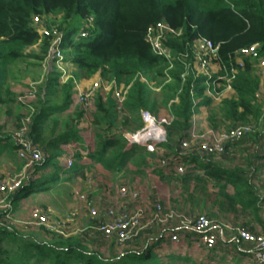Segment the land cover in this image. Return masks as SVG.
Masks as SVG:
<instances>
[{
    "label": "trees",
    "instance_id": "1",
    "mask_svg": "<svg viewBox=\"0 0 264 264\" xmlns=\"http://www.w3.org/2000/svg\"><path fill=\"white\" fill-rule=\"evenodd\" d=\"M35 16L59 18L57 30L63 33L60 48L64 60L79 70L77 77L90 79L101 74L109 82L129 87L121 124L113 91L106 100L101 94L94 100L96 150L90 158L105 170L120 172L131 165L141 172L150 167L156 160L157 150L149 152L137 148L133 151L134 148L128 147L123 128L131 125L133 131L140 129L143 126L141 112L156 115L161 107H166L173 117L163 146L173 157L182 160L188 155L200 156L196 151L186 152L181 148L182 143L190 138L188 130L193 116L201 107H210L213 103L205 90H215L208 86L212 82L209 77L198 76L192 69L195 61L192 44L196 39L210 40L218 47L215 62L222 67L220 75L231 78L230 86L236 97L222 101V117L237 127L248 116L261 115V108L255 102L261 85L260 76L249 60H245L243 69L240 68L236 54L259 45V54L264 56V0H0V105L9 111L11 105H16L19 110L20 106H25L34 111L27 124L28 138L46 158L33 165L32 172L51 168L40 189L34 190V182L24 181L10 194L8 201L12 206L30 193L48 190L49 185L62 181L61 172L67 175L63 179L66 182L84 176V166L76 164L70 170H64L59 160L64 155L61 145L80 139L77 124L85 112L82 108L77 109L75 119L68 114L76 80L71 78L62 83V73L49 72L36 102L29 104L19 101L7 86L10 64L26 58V49L39 45V53L34 55L39 62L45 61L49 55L52 36L37 31L33 26ZM89 19H92V25L88 27V35L80 37L74 23L80 20L83 28ZM161 22L182 31L179 38L167 42L175 56L171 68L166 59L153 53L146 40L149 27ZM182 56L187 57L186 62ZM232 69L236 70L235 74ZM141 77L149 82L158 78L169 81L162 101L153 96L150 86ZM219 83L223 88L228 84L225 80H219ZM196 100L199 101L196 103ZM209 122L214 125L213 120ZM120 125L124 127L119 132ZM3 131L4 126L0 125V156L6 154L16 161L20 145L13 132ZM164 159L160 158V162ZM172 163L170 160L169 165ZM212 166L205 168L204 179L199 175L194 179L219 183L222 176L235 174L218 164L212 163ZM183 177L189 180L191 174L186 173ZM225 186L220 185V190L224 192ZM262 188L243 179L239 185L234 184L232 196H225L231 204L257 212L263 203ZM97 242L87 243L79 237L47 239L0 222V264H175L178 259L172 256L170 262L163 261L153 252L151 242H144L143 250L126 249L118 256H107Z\"/></svg>",
    "mask_w": 264,
    "mask_h": 264
},
{
    "label": "crops",
    "instance_id": "2",
    "mask_svg": "<svg viewBox=\"0 0 264 264\" xmlns=\"http://www.w3.org/2000/svg\"><path fill=\"white\" fill-rule=\"evenodd\" d=\"M259 92H261V94L258 100L263 101V90L261 85ZM225 95L236 97L234 91L228 92ZM212 105L214 104L212 103ZM76 108L81 109L79 105L72 102L68 110V114L71 115L72 119L76 118V114H74ZM208 108L210 107H201L193 116L191 126L188 130L189 134L201 133V131L211 129V124L208 121ZM4 110L6 117L3 121L5 125L2 126H4L5 131L9 126V120L16 118L13 110H10L12 113L7 107H4ZM159 115L165 116L169 115V113L160 112ZM77 128L80 139L78 141H70L69 144L61 145L64 150V155L59 159L62 169H64L66 158L75 155L79 156V158H74V165L78 164L84 166L83 177H78L72 182H63L68 188L72 187L73 189V202L68 203L69 208H66V210L63 209L64 211L69 209V212L73 210L78 212L79 218L75 223H72L73 225L76 227L82 225L89 230L94 224L88 216L87 206L78 200L77 193L86 194L90 204L92 206H97L101 211H105L109 206L126 210L137 208L135 203L124 202L120 198L118 189L120 186H123V184H117L116 179H114L120 177L124 184H128L135 190L144 191V195L142 193V196L145 198V201L144 203L140 202L139 205L141 206L139 207L145 210L146 215H149L148 212L155 202H161L166 208H178L184 214L190 217H196L193 213L195 204H189V202L191 199L195 201L200 200L202 203L205 201L203 204L204 207H206L205 210H207L208 217L214 222L212 232L218 239L216 246L212 249L206 248L199 242V238L195 232L178 226L169 230L166 228L163 230L156 229L143 232L139 240L141 242L144 240L146 243L151 242L154 246L153 252L163 261L170 262L172 256H177L178 259L175 260V264H209L213 261L228 262L231 264H255L250 252V246L238 240L235 230L237 228H242L254 234H260L264 231V221L262 217L264 189H262L260 195L263 198V203L257 212H254L253 209H242L238 204H231L225 195L232 196L234 194V184L239 185L243 179H248L254 182V184H257L258 180L255 174L262 168L264 160L262 134L252 137L245 136L233 146V151L236 152H234V155L228 153L214 157H201V155L199 157H192L188 155L182 161L178 160L177 157H173L172 153L161 145L157 148L158 156L156 155V160L151 163L150 167L143 169L141 172H137V169L131 165H128L125 170L120 172H112L103 169L100 164L93 162L90 158V154L96 150L93 112L84 114L79 120ZM160 158H170V160H173V163L172 165L163 167L160 164ZM0 160L12 161L6 154L1 155ZM16 160L19 161L18 158ZM179 161L185 166L184 174H191V179L186 180L183 177L184 174H176L175 164ZM212 163L218 164L226 170L234 171L235 174L222 176L223 179L219 183L214 180L205 182L203 180L205 168L210 166L213 168L214 166H212ZM235 165H238V167ZM93 169H96L98 173H95ZM50 173L51 168L49 167L40 169L34 173L35 179L31 182L35 184V182L39 181L43 184V180ZM196 175H199L203 179L195 180L194 177ZM63 176H67L65 172L60 173V177ZM139 179L143 181L142 185H140L142 187L140 188L137 186L139 185L137 184ZM222 184L226 185L224 192L220 190V185ZM33 187L34 190L40 189V186ZM51 187L56 186L55 184H51L47 187L48 190L51 189ZM45 192H47V190L30 193L27 197L21 199L17 203V206L13 204L12 209L14 213H16V211L21 212L26 210L24 206L29 202L53 208L54 206L50 196ZM208 196H210V198ZM186 199H188V202H185ZM211 204L213 207L214 205H223L227 207L228 213L223 214V216L219 215L217 208H212ZM174 233L179 234L180 238L178 242H172L171 240L170 236ZM101 246L103 247V244H101Z\"/></svg>",
    "mask_w": 264,
    "mask_h": 264
},
{
    "label": "built area",
    "instance_id": "3",
    "mask_svg": "<svg viewBox=\"0 0 264 264\" xmlns=\"http://www.w3.org/2000/svg\"><path fill=\"white\" fill-rule=\"evenodd\" d=\"M49 16H35L33 18V26L42 35H51V46L47 59H55L56 63L66 62L64 60V54L60 48V43L63 39V33L57 30V24H52L53 27L48 25L45 28V19ZM92 25V19L86 21L85 25L79 32L80 37H86L88 35V27ZM182 34L181 30L172 28L169 24L161 22L154 26L149 27L146 35V40L150 44L153 53L166 59L172 67V62L175 60V56L168 46V41H173L179 38ZM193 50L195 55V61L192 69L196 75L211 74L209 77L212 82L208 86H220L219 80H225L228 84L226 85L227 90L232 91L230 82L231 78H226L220 75L222 67L217 64L216 54L218 47L215 46L210 40L196 39L193 41ZM183 61H187V57L182 56ZM245 60H249L251 63H255L257 71H264V56L259 54V45H253L249 48L240 50L236 54V61L240 68H244ZM68 63V62H66ZM232 73L235 74L236 70L232 69ZM258 74V73H257ZM259 75V74H258ZM215 76V77H214ZM141 80L146 82L149 86L153 84L146 78L141 77ZM111 90L113 91V98L116 102V110L119 116H123L125 112L124 103L129 87L124 84H117L115 81L111 82ZM152 84V85H151ZM79 87H76V89ZM99 88V83L93 84L84 90H76L73 102L79 105L83 110L84 114H90L94 111V100L96 98V92ZM211 92L206 89L207 94ZM261 92H258L256 97L260 96ZM264 99V91H263ZM264 112V111H263ZM141 118L143 126L136 130L125 134L128 142V147L131 148H145L149 152H154L157 148L163 145L167 141V127L173 121L171 115H165L158 117L153 116L148 111L141 112ZM253 126L249 124H240L237 127L230 128L228 131L222 133L209 135L192 133L189 134L190 138L182 143V150L186 152L196 151L200 155L208 156H221L223 154H233V146L239 142L246 135L252 133ZM28 126L25 124L23 128L18 130L15 134L16 141L20 145L18 150V159L26 163V167L33 166L44 162L46 155L36 147H34L28 138ZM262 145L264 151V130L262 132ZM185 154V153H183ZM177 157V156H174ZM178 160L182 161L178 157ZM173 161V160H171ZM176 163V174L181 175L185 172V166L181 162ZM170 158L164 159L160 162L161 166L166 167L169 165ZM75 160L73 156L66 158L64 162V170H70L74 166ZM256 179L258 180L257 186L259 188L264 187V160L262 168L257 172ZM25 179L23 176L14 178L8 182L0 183V196L9 197L10 194L17 191ZM27 181H30L27 180ZM264 189V188H262ZM262 191V190H261ZM120 198L123 201L127 199L128 202L140 203L142 194L140 191L128 188V186H120L118 189ZM1 203L4 204V200ZM88 208V216L94 222V224L85 231V234L90 238L101 239L106 244H116L118 246H125L128 242L134 241L143 232L155 230L157 228H164L167 226V222L175 220L176 224L180 228L190 229L195 232L201 242L206 248L212 249L217 244V236L212 232L213 220L206 215H198L197 217H190L182 212H173L163 210L159 203L153 205L154 214L146 215L144 218L145 210H133L117 209L113 206H109L105 209L104 215L101 216V210L97 206H92L88 201V196L80 194L79 199ZM4 214L0 215V222L6 226L17 227L22 230L33 231L41 230L47 232H53L56 234H62V229L72 223H75L79 218L78 212L75 210L70 211L67 216L61 220H54L51 215L42 209H33L29 215V225L22 228L17 224L12 223L9 218H12V205L7 204ZM162 211V212H161ZM167 211V212H166ZM262 217L264 221V207L262 210ZM159 228V229H160ZM35 229V230H34ZM162 229V230H163ZM30 230V231H31ZM235 234L239 241L246 243L250 246V252L255 261V264H264V231L260 234L251 233L245 229L237 228ZM172 242L179 241V234H171ZM110 246V245H109ZM209 264H231L228 262H217L213 261Z\"/></svg>",
    "mask_w": 264,
    "mask_h": 264
},
{
    "label": "rangeland",
    "instance_id": "4",
    "mask_svg": "<svg viewBox=\"0 0 264 264\" xmlns=\"http://www.w3.org/2000/svg\"><path fill=\"white\" fill-rule=\"evenodd\" d=\"M59 18H57L56 16H49L46 17L45 19V28L48 27V25H50L51 27H53L52 24H57L58 23ZM74 28H76V34L79 33L81 31V21L77 20L74 25ZM26 53H27V57L24 59H19L16 60L14 62H12L8 68L7 71V86L9 87V89L15 93L18 96V100L24 103H35L36 102V98L38 96V94H40L42 92V88L44 85V81L48 75L49 72L51 71H57L62 73V76L60 77L61 82L64 83L67 80L74 78L76 80V87L78 90H84L87 89L88 87H91L93 84L95 83H99V88L96 92V94H101L104 95L103 98L104 100H106L110 90H111V85L112 83L109 82V80H106L102 77L101 74H96L95 76L91 77L90 79H86L84 77H77L76 74H80L79 70L77 69V67L73 64L70 63H66V62H60V63H56L55 59H46L45 61L39 62L38 60H36L34 58V55L39 53V45H35L32 46L28 49H26ZM65 57V55H64ZM253 65H255V63H252ZM256 72L259 74L260 79H261V88L264 91V71H257L256 67H255ZM206 76H211V74H206ZM167 82L169 81H165L163 78H158L156 80H151V84L152 86H150V89L153 93V96L157 98L158 101H162L163 100V96H164V89L167 86ZM83 84V87H82ZM75 88V94L76 90ZM231 92L230 90H227L225 88H223L221 85L216 86L215 90L208 92L207 91V95L208 97H212L213 100V104L214 105H210V108H208V121L213 120L214 121V125H211V129H208L206 131H201V133L198 134H206L209 135L210 137L213 134H218V133H222L224 131H228L230 130V128H232L233 126L231 125V123L224 119L222 117V115L220 114V108H221V104L222 101L225 100L226 98H232L234 96L229 95L226 96L225 94ZM96 95V96H97ZM258 99V98H257ZM256 99V104L257 106H259L261 108V115L259 117H255L253 115H250L247 117L246 120L240 122L239 124H249L253 126V131L252 133L248 134V137H252V136H256V135H261L263 130H264V100H257ZM199 100H196V103ZM11 110H13L15 112V118L16 119H11L9 120V126L8 128L3 131V132H13L14 135L16 134V132H18V130H20L21 128L24 127V125L28 124L31 121V116L33 114L34 111H29L25 106H20V110L17 109L16 105H11L9 106ZM6 108V107H5ZM79 108H76V110L74 111V114L78 113ZM4 106H0V122L1 125H5L3 123V121L5 120L6 114L4 112ZM167 108L166 107H161L159 110L160 112H167ZM149 112V111H148ZM152 114V113H151ZM155 117H158L159 114H152ZM20 117V120L17 121V118ZM123 117L124 116H119V123L121 124V122L123 121ZM163 117V116H162ZM8 123V122H7ZM238 124V125H239ZM120 129H118V131H122V128L124 126L121 127L118 126ZM11 129V130H10ZM13 129V130H12ZM124 129V134H128L129 132L133 131L132 126H127ZM128 143V142H127ZM137 150V148H134L133 151ZM235 152V151H234ZM236 153V152H235ZM234 155V153L232 154ZM236 167H238V165H235ZM32 166L30 167H26V163L24 161H6V160H0V183H4V182H8L14 178L17 177H21L23 176V178L25 179V182L27 180L30 179V181L34 180L35 178V174L32 172ZM130 170V169H128ZM93 171L95 173H98V171L96 169H93ZM62 181H59L58 183H55L56 187H51V189L47 190L48 196H50V199L52 201L53 204V208L52 207H47V206H43V205H36L37 203H28L27 205H25V209L21 212L16 211V213H14L13 209H12V218H9V220L14 223L17 224L18 226L25 228V226L29 225V215L31 210L33 209H42L45 210L46 212H48L52 218H54V220H61L63 218H65L67 216V214L69 213V209L67 211H64L63 209L66 210V208H69L68 203L73 202V189L72 187L66 186ZM128 178V177H126ZM130 178V177H129ZM116 179L117 184H123V186H128V188H132L130 187L128 184H124L122 179L119 177L114 178ZM143 181L141 179L138 180L137 185L139 188L142 187L140 185H142ZM59 184V185H56ZM41 183L35 182L34 186H40ZM133 189V188H132ZM137 190V189H136ZM142 191V190H141ZM140 193L144 195V191H142ZM78 195V200L80 199V193H77ZM86 195V194H84ZM87 196V195H86ZM189 197V196H188ZM210 198V196H208ZM3 196H0V214H4V210L6 209L5 207L8 206L7 204H9L8 198L7 196H5L3 198L4 200V204L1 203ZM43 198V197H42ZM187 198V197H186ZM123 200V198H121ZM209 200V199H208ZM126 202L127 199L125 200ZM145 198H141V203H144ZM210 201V200H209ZM185 202H188V199H186ZM18 202L15 203V205L17 206ZM147 203V202H145ZM159 203L162 211L163 210H168V211H173V212H181L178 208H174V207H170V208H166L163 206V203L161 202H155ZM194 203L195 204V210L193 211L194 216L196 215V217L198 215H206L209 216L207 213V210H205L206 207H204V203L205 201H203V203L200 200H193L191 199V201L189 202V204ZM137 205V210H141L142 212L144 211L143 208L139 207L141 205H139L138 203H136ZM212 208H217V212L219 213V215L223 216V214L228 213V209L227 207L223 206V205H214V207L212 206ZM59 211V212H57ZM63 210V211H62ZM122 210V209H121ZM161 211V212H162ZM164 212V211H163ZM167 212V211H166ZM150 215H153L154 212V208L153 206L151 207V210L148 212ZM147 213V214H148ZM183 213V212H182ZM101 216L104 215V211H101ZM146 217V213L144 214V218ZM91 219V218H90ZM92 220V219H91ZM93 221V220H92ZM214 223V222H213ZM177 224L175 222V220H170L169 222H167V226H165L164 228H168L169 229H173L174 227H176ZM160 228V227H159ZM157 228V229H159ZM163 228H160V230H162ZM29 228V230L27 232H31L34 234H39L42 235L44 238L47 239H52L54 236L55 237H61V238H69V237H79L84 239L87 243H91L92 241H99L97 242V244H103V248L101 249L103 251V253L105 255H116L118 256L121 252H123L124 250L128 249V250H143L144 249V242L146 241H140L138 240H134L131 242H128L125 246H118L116 244H106L103 240L101 239H95V238H90L88 237L87 234H85V230H87V227L84 226H79L76 227L73 224H69L67 226H65L61 233L62 234H56L53 232H47L44 231L43 229L41 230H31ZM156 230V229H155Z\"/></svg>",
    "mask_w": 264,
    "mask_h": 264
},
{
    "label": "water",
    "instance_id": "5",
    "mask_svg": "<svg viewBox=\"0 0 264 264\" xmlns=\"http://www.w3.org/2000/svg\"><path fill=\"white\" fill-rule=\"evenodd\" d=\"M131 148V147H130Z\"/></svg>",
    "mask_w": 264,
    "mask_h": 264
}]
</instances>
